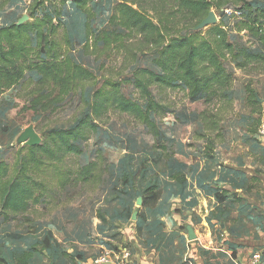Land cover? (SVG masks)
I'll use <instances>...</instances> for the list:
<instances>
[{
    "label": "rangeland",
    "instance_id": "1",
    "mask_svg": "<svg viewBox=\"0 0 264 264\" xmlns=\"http://www.w3.org/2000/svg\"><path fill=\"white\" fill-rule=\"evenodd\" d=\"M30 2L9 0L0 10V27L18 23L24 15L30 21ZM119 2L88 0L86 13L76 7L74 0H50L45 5L46 10L54 6L59 9L70 42L69 55L95 78L47 112L26 108L21 84L0 93V161L10 166L11 179L19 169L23 148L40 142L48 128L72 124L87 111L93 92L106 82L118 81L124 94L144 103L131 82L132 73L135 68L156 71L155 49L135 54L112 43L111 49L99 56L82 50L88 28L91 34L123 33L127 45L139 39L132 35L128 39L127 32L111 22ZM177 2L141 0L144 13L164 35L163 43L201 29L206 35L207 27L221 24L237 50L257 45L250 32L235 31L233 23L220 20V10L214 8L210 11L216 12V22L197 28V16L178 8ZM246 5L252 15L259 16L264 29V0H243L229 6ZM223 64L233 75L234 100L229 107H224L222 101L213 105L221 113L222 136L219 139L217 132L212 135L215 147L211 157L206 156V140L200 136L204 133L201 120L183 123L174 115H198L207 105L189 101L182 87L154 86L155 98L172 111H162V116L151 113L159 135L153 136L127 114L108 111L97 132L82 142V153L56 165L76 171L78 165L96 161L103 171L100 181H68L61 186L57 176L51 180L50 171L49 178H45L52 184L47 201L22 216L8 220L0 216L1 256L14 263L21 251L35 246L38 251L27 264H90L102 252L115 258L126 248L127 264H195L190 253L198 249L199 242L188 239L189 225L201 245L226 239L234 256L235 247H246L259 253L264 262V71L240 69L230 57ZM28 77L36 80L38 75L27 72L23 80ZM249 85L254 91L251 101L246 99ZM34 135L37 142L32 141ZM154 183L160 197L152 206H143L144 190Z\"/></svg>",
    "mask_w": 264,
    "mask_h": 264
},
{
    "label": "trees",
    "instance_id": "2",
    "mask_svg": "<svg viewBox=\"0 0 264 264\" xmlns=\"http://www.w3.org/2000/svg\"><path fill=\"white\" fill-rule=\"evenodd\" d=\"M50 0H31L28 16L31 20L23 23L13 22L0 27V93L21 84L20 93L26 102V108L33 112H47L60 104L64 98L93 82L94 74L75 62L69 55V39L60 18V11L55 6L46 10ZM88 0H74L76 7L86 13ZM9 0H0V10ZM64 2V1H63ZM243 0H178L177 7L184 12L197 16V24L209 13L211 8L219 11V19L233 23L235 31H248L257 45L237 50L235 44L228 40L227 31L221 24L210 25L206 35L202 29L170 37L163 43L164 35L158 26L148 18L141 0H120L116 14L111 22L119 25L130 35L139 38L131 45L124 41L123 33L98 32L91 34L88 28L82 50L85 54L99 56L111 49L116 43L118 49L134 51L135 54H146L157 51L153 59L155 70L135 68L132 73V84L140 92L143 104L127 96L121 90L120 83L106 82L97 88L92 95L86 112L68 127H51L42 133L37 144L24 147L19 169L11 179V168L5 161H0V216L4 220L22 216L33 206L47 201L51 197V180L57 176L61 186L68 181H100L102 172L96 161L59 169L57 164L66 157H78L82 153V142L89 135L96 133L102 118L110 110L127 114L144 125L155 137L159 135L156 122L151 118L172 113L162 105L153 93L152 87L186 89L189 101H202L206 109L198 115L177 112L174 115L183 123L200 119L204 133L200 136L206 140L205 153L211 157L215 147V138L222 136L221 116L214 104L222 101L224 107L232 105L234 100L233 75L223 64L230 57L240 69L264 71V29L259 23V16L249 12V6L232 7L230 3ZM63 4V3H62ZM237 11L238 15L225 14L224 9ZM216 12H214L216 14ZM88 24V23H87ZM88 26V25H87ZM60 35V36H59ZM101 42L102 45H99ZM27 72L38 75L36 80L25 78ZM23 80V81H22ZM246 99L251 101L254 91L246 88ZM212 107V108H210ZM99 170V171H98ZM46 175V177H43ZM180 181H183L181 178ZM160 197L157 184L144 190L142 205L152 206ZM220 201L224 199L219 197ZM145 219V216L142 217ZM225 242L226 239L224 240ZM47 242V239H46ZM48 244V243H47ZM36 247L21 251L14 263H9L0 254V264H27ZM193 264V263H192Z\"/></svg>",
    "mask_w": 264,
    "mask_h": 264
},
{
    "label": "crops",
    "instance_id": "3",
    "mask_svg": "<svg viewBox=\"0 0 264 264\" xmlns=\"http://www.w3.org/2000/svg\"><path fill=\"white\" fill-rule=\"evenodd\" d=\"M195 242H199V247L195 252L190 253L192 258L194 256L195 264H248V259L253 253L249 248L235 247L237 251L234 256V250L225 241L218 244L214 242V245L211 243L208 246L201 245L197 234Z\"/></svg>",
    "mask_w": 264,
    "mask_h": 264
},
{
    "label": "built area",
    "instance_id": "4",
    "mask_svg": "<svg viewBox=\"0 0 264 264\" xmlns=\"http://www.w3.org/2000/svg\"><path fill=\"white\" fill-rule=\"evenodd\" d=\"M225 14H235L238 15L237 11H232V9L226 8L224 9ZM261 130V133H264V127ZM120 256L117 255L115 258L110 256L109 252H102L95 256L90 264H127L129 262V252L127 251L126 248H122L120 250ZM248 264H264L262 261V257L259 253H252L248 259Z\"/></svg>",
    "mask_w": 264,
    "mask_h": 264
},
{
    "label": "water",
    "instance_id": "5",
    "mask_svg": "<svg viewBox=\"0 0 264 264\" xmlns=\"http://www.w3.org/2000/svg\"><path fill=\"white\" fill-rule=\"evenodd\" d=\"M28 19V17L26 15H24L18 23H23L25 22L26 20ZM216 15L213 11H209L208 15L198 24L197 28H204L206 27L207 25L211 24V23H215L216 22ZM32 141L33 142H37L38 141V138L34 135L32 137ZM39 143V141L37 142ZM35 143V144H37ZM138 203H140V200H138ZM187 229V235H188V239L190 241H194L196 239V233L194 231V229L191 227V226H187L186 227Z\"/></svg>",
    "mask_w": 264,
    "mask_h": 264
}]
</instances>
